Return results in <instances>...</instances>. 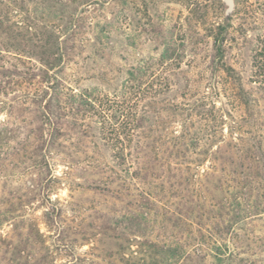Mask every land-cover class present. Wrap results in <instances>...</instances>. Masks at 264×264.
<instances>
[{
    "label": "rangeland",
    "instance_id": "rangeland-1",
    "mask_svg": "<svg viewBox=\"0 0 264 264\" xmlns=\"http://www.w3.org/2000/svg\"><path fill=\"white\" fill-rule=\"evenodd\" d=\"M234 3L232 14L225 16L222 0H123L122 7L111 0H24L26 15L17 0H0L2 54L32 55L38 66L41 33L60 43L73 24L79 26L75 39L99 38L105 44L98 55L85 46L63 65L64 84L71 91H62L92 90L95 111L77 114L68 104H61L64 109L49 105V118L45 101L23 110L0 96V131L10 139L9 147L0 144V264H41L44 247L51 264L152 263L140 260L139 243L145 238L125 228L122 189L126 179L131 188L141 187L139 180L126 177V167L114 158L121 150L114 129L119 131L129 116L146 117L142 131L148 137L140 140L147 143L165 130L197 135L196 151L212 153L234 138L241 139L233 141L236 145L264 154V0ZM24 17L28 21L20 23ZM117 21L121 34L106 38L101 29ZM19 24L32 27L31 34L22 30L25 39L13 41ZM138 62L147 63L154 75L147 95L121 84ZM204 104L206 109H197ZM208 109L223 124L210 121ZM199 158L203 162L191 160L190 167L201 176L211 158ZM257 177L264 181V172ZM161 181L150 179L152 191L159 193L154 187ZM108 182L117 194L109 185V191L94 190L96 183L104 188ZM29 223L41 233L43 246L26 240ZM261 249L252 264H264ZM154 259L160 263L166 256ZM175 261L168 260L183 264L182 258Z\"/></svg>",
    "mask_w": 264,
    "mask_h": 264
},
{
    "label": "trees",
    "instance_id": "trees-1",
    "mask_svg": "<svg viewBox=\"0 0 264 264\" xmlns=\"http://www.w3.org/2000/svg\"><path fill=\"white\" fill-rule=\"evenodd\" d=\"M17 1L19 10L27 12L21 6L24 0ZM111 1L122 7L123 0ZM25 21H28L27 17L20 23ZM26 26L29 28L16 25L13 41L25 39L22 30L26 29L24 32L31 34L32 27ZM121 27L120 21L112 24L108 22L101 31L106 32V38L112 33L116 37L121 34ZM78 28L76 24L70 25L65 40L60 43L57 38L52 41V35L48 32L41 33V38H38L42 42L37 55L38 66L31 62L32 55L21 57L14 53L10 56L2 54L4 52L0 50V96L9 98L23 110L28 109L30 104L39 106L45 101L43 109H46L49 118L53 114L49 105L64 109L61 104H68L67 108L77 114L95 111L92 90L79 91V95H68L62 91L63 88L71 91L65 87L62 77L65 61L70 62L71 56L85 46L92 47L93 55H98L105 48L99 38L75 39ZM13 48L19 50L17 45ZM113 49V46L109 48ZM215 56L218 60L222 59L220 47L215 48ZM146 64L138 62L130 66L122 86L133 90L135 94L147 95L154 75ZM196 107L206 109L207 106ZM170 108L177 110L176 106ZM207 111L212 113V110ZM210 116V121L223 124L221 116L214 118L213 113ZM145 121V116L132 115L121 123L119 131L114 129V140L121 145L120 152L115 153L114 158L126 167L125 176L139 180L141 186L131 188V180L126 179L122 189L127 208L125 228L145 238L139 243L140 260L144 263V260L149 259L152 263L148 264H172L168 262L169 259L174 262L181 258L183 264H252L251 258L262 254L261 247H264V181L257 177L264 172L263 152L256 153L251 146L236 145L237 142L233 141L240 142L241 139L234 138L223 140V146L212 153L196 151L197 135L190 138L183 132L174 136L165 130H161L156 138L147 143L140 140L148 137L146 131H142ZM188 139L191 141L189 145ZM9 141L7 132L0 131V144L9 147ZM189 147L194 151H189ZM209 154V170L201 176L194 174L191 164H201L203 160L199 156L205 159ZM156 171L159 175L155 174ZM164 175L166 182L161 181ZM151 178L161 181L158 187H154L159 193L149 187ZM103 184L107 185L102 188L96 183L94 190L106 191L109 185L113 193H118L116 186L112 187V182ZM25 235L26 240L34 245L43 246L42 235L32 224H28ZM149 236H153L154 241L147 240ZM228 239L232 246L226 243ZM44 249L38 262L51 264L49 250L47 247ZM11 255L14 256V252ZM153 256L161 259L166 256V260L153 263Z\"/></svg>",
    "mask_w": 264,
    "mask_h": 264
},
{
    "label": "water",
    "instance_id": "water-1",
    "mask_svg": "<svg viewBox=\"0 0 264 264\" xmlns=\"http://www.w3.org/2000/svg\"><path fill=\"white\" fill-rule=\"evenodd\" d=\"M235 0H222L223 4L225 5L224 15L229 16L232 14L234 7H235Z\"/></svg>",
    "mask_w": 264,
    "mask_h": 264
}]
</instances>
